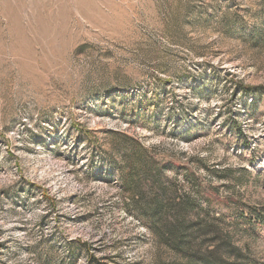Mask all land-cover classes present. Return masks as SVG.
I'll list each match as a JSON object with an SVG mask.
<instances>
[{"label":"rangeland","instance_id":"374dc122","mask_svg":"<svg viewBox=\"0 0 264 264\" xmlns=\"http://www.w3.org/2000/svg\"><path fill=\"white\" fill-rule=\"evenodd\" d=\"M184 199L264 264V0H0V264H207Z\"/></svg>","mask_w":264,"mask_h":264},{"label":"trees","instance_id":"16d2710c","mask_svg":"<svg viewBox=\"0 0 264 264\" xmlns=\"http://www.w3.org/2000/svg\"><path fill=\"white\" fill-rule=\"evenodd\" d=\"M155 178L163 186L167 184L162 174H156ZM206 199L209 207L214 205L221 206L219 202L213 199V196H206ZM190 204L185 199L178 204L172 203L164 206L161 204L158 206L159 211L143 215L141 219L150 230L154 231L159 226H162L169 233L167 236L168 241L165 242L169 246L180 248L182 252L190 250L194 245H197L194 249L200 248L201 252L205 248L208 249L207 257H204L207 264H211L212 260H215L214 264H258L257 261L249 259L248 255H245L242 250L235 247L231 238L225 237L224 231L219 224L205 219L201 222H199L200 219L196 220V217L191 213ZM164 211L166 212L165 215ZM195 222L199 223L195 225ZM210 234L214 236L212 241L214 245L206 244L205 238Z\"/></svg>","mask_w":264,"mask_h":264}]
</instances>
